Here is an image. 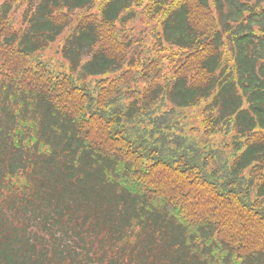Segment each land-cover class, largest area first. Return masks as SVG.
<instances>
[{"label": "trees", "instance_id": "obj_1", "mask_svg": "<svg viewBox=\"0 0 264 264\" xmlns=\"http://www.w3.org/2000/svg\"><path fill=\"white\" fill-rule=\"evenodd\" d=\"M22 3L0 0V264H264V0ZM138 16L151 45L120 32Z\"/></svg>", "mask_w": 264, "mask_h": 264}, {"label": "rangeland", "instance_id": "obj_2", "mask_svg": "<svg viewBox=\"0 0 264 264\" xmlns=\"http://www.w3.org/2000/svg\"><path fill=\"white\" fill-rule=\"evenodd\" d=\"M26 0H23V3L21 4L20 7L17 8V10L14 11L12 18L17 21L20 19V15L22 10L25 9L26 7ZM149 19H145L144 17L140 18L139 16L137 18H135L133 21L129 22L127 24V28L126 29H120V32H124L127 31L128 34H130V36L134 35V39H138L139 37H142V43H144L146 46L151 45L152 41H153V37H151V26L150 23H148ZM74 21V20H73ZM73 27V25H70L69 28L71 29ZM130 28H133V32L131 33ZM69 28H67V30L65 31L64 34H62L58 40L56 41V43L50 45V47L48 49H46V51H44L43 54H45V56L47 57V59L51 60L52 63V68L53 69H58L59 66V62H61V56L59 53V45L64 41V37L66 36L65 34L69 31ZM155 31V29L153 30V32ZM139 33V35L137 34ZM141 43V45H142ZM140 48V43L137 46V49ZM55 66V68H54ZM81 73V72H80ZM87 78V77H86ZM94 78H88L86 81L88 82H92ZM200 113V110H196L195 108H190L188 110H186L184 112V114L186 115H191V121L197 123V121H194V115L196 113ZM221 137V136H220Z\"/></svg>", "mask_w": 264, "mask_h": 264}]
</instances>
